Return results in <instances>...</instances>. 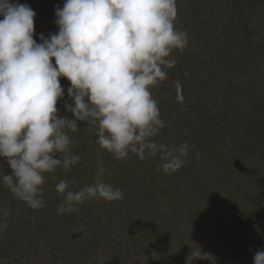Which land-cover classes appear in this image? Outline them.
I'll return each instance as SVG.
<instances>
[{
  "label": "trees",
  "instance_id": "trees-1",
  "mask_svg": "<svg viewBox=\"0 0 264 264\" xmlns=\"http://www.w3.org/2000/svg\"><path fill=\"white\" fill-rule=\"evenodd\" d=\"M50 1L11 0L36 13L37 43L59 31ZM176 4L175 26L188 44L173 50L176 63L150 89L164 121L151 139L169 147L186 142L183 166L164 172L159 152L117 159L97 143L92 126L78 121V130L68 132L69 154L81 159L44 174V207L32 209L0 180V225H7L0 230V264H185L198 246L215 264H254L264 250V0ZM60 83L58 118L74 119L64 107L74 106L70 81ZM0 171L11 174L4 158ZM61 180L74 192L103 181L124 196L93 197L58 213Z\"/></svg>",
  "mask_w": 264,
  "mask_h": 264
},
{
  "label": "clouds",
  "instance_id": "clouds-1",
  "mask_svg": "<svg viewBox=\"0 0 264 264\" xmlns=\"http://www.w3.org/2000/svg\"><path fill=\"white\" fill-rule=\"evenodd\" d=\"M35 15L27 4L0 0V158L11 168L8 175L0 171V180L14 196L32 209L44 207V174L81 159L69 154L68 132L78 130V121L92 126L97 143L117 159L159 152L164 172L181 168L186 142L169 147L151 139L164 121L150 89L176 63L173 50L188 44L175 26L176 0H64L55 9L58 33L41 34V43L33 38ZM61 77L71 84L74 106L64 107L74 119L57 115ZM176 88L182 102L179 82ZM56 190L64 197L58 213L76 211L77 203L93 197L111 202L124 196L103 181L74 192L61 180ZM196 259L216 261L199 246L191 247L185 264ZM254 264H264V250L256 251Z\"/></svg>",
  "mask_w": 264,
  "mask_h": 264
},
{
  "label": "rangeland",
  "instance_id": "rangeland-1",
  "mask_svg": "<svg viewBox=\"0 0 264 264\" xmlns=\"http://www.w3.org/2000/svg\"><path fill=\"white\" fill-rule=\"evenodd\" d=\"M48 5L51 8V22L56 25L55 21H56L57 17L55 15V9H56L57 6L61 7V5H60L58 0H51L48 3Z\"/></svg>",
  "mask_w": 264,
  "mask_h": 264
}]
</instances>
